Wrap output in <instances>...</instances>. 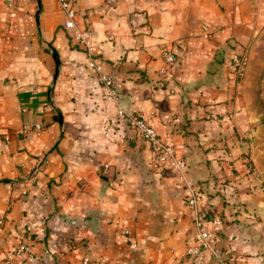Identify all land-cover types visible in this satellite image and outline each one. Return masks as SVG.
Masks as SVG:
<instances>
[{"label": "crops", "instance_id": "crops-1", "mask_svg": "<svg viewBox=\"0 0 264 264\" xmlns=\"http://www.w3.org/2000/svg\"><path fill=\"white\" fill-rule=\"evenodd\" d=\"M73 6L121 104L175 146L203 215L220 218L219 254L264 264V144L232 59L264 27V0ZM63 21L57 0H0V264H196L186 189L116 115ZM202 264L220 263L206 251Z\"/></svg>", "mask_w": 264, "mask_h": 264}, {"label": "built area", "instance_id": "built-area-1", "mask_svg": "<svg viewBox=\"0 0 264 264\" xmlns=\"http://www.w3.org/2000/svg\"><path fill=\"white\" fill-rule=\"evenodd\" d=\"M57 2L64 12L63 27L69 31L70 38L86 51L88 65L97 72L103 97L114 102L116 115L126 120L134 136L148 142L153 160L158 167L173 171L182 186L186 189V194L183 199L189 206L193 223V238L192 242L188 243L185 247L186 255L191 257L192 261L196 264L203 263L206 251L210 252L220 264H247L240 254H233L231 262H227L219 254L216 248L215 238L216 233L220 230L221 220L214 212L209 214L210 216L207 218L203 215L201 195L186 174V161L177 155L175 146L164 141L157 131L140 115L138 110L132 108L127 109L121 104L119 101L118 85L114 76L100 70L95 62L90 30L78 26L75 22L74 0H57ZM210 29L208 25L203 24L202 35L207 37L211 32ZM162 56L164 64L160 71L163 74H168L171 72L176 58L173 52L165 46L162 49ZM232 59L238 71H240L244 59L240 56H234ZM165 117H168V115L166 114ZM42 127L43 125L41 123H35L31 127L26 126L21 128L20 132L27 133L33 129L40 130ZM107 167L108 163H104L103 168ZM206 219L210 222V225ZM22 248V245L18 246L19 250ZM227 251H230V248H227Z\"/></svg>", "mask_w": 264, "mask_h": 264}, {"label": "rangeland", "instance_id": "rangeland-1", "mask_svg": "<svg viewBox=\"0 0 264 264\" xmlns=\"http://www.w3.org/2000/svg\"><path fill=\"white\" fill-rule=\"evenodd\" d=\"M68 36L70 37L69 32ZM235 56L244 59L237 76L246 120L251 127L248 131L256 132L254 141L264 144V27L254 36L245 51Z\"/></svg>", "mask_w": 264, "mask_h": 264}]
</instances>
